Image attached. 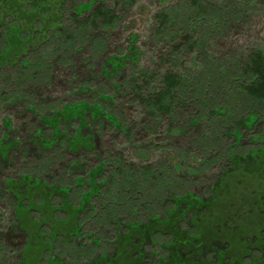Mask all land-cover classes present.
Segmentation results:
<instances>
[{
  "label": "rangeland",
  "instance_id": "374dc122",
  "mask_svg": "<svg viewBox=\"0 0 264 264\" xmlns=\"http://www.w3.org/2000/svg\"><path fill=\"white\" fill-rule=\"evenodd\" d=\"M29 1L0 0V241L6 236L0 264H37L39 259L44 264L51 250L53 260H73L70 254L81 253L77 264H86L87 252L96 250L90 235L111 242L113 230L95 219L102 216L104 205H110L108 193L102 198L104 187L99 186L111 175L112 160L118 157L150 167L157 176L181 179L176 187L166 183L163 194L168 197L186 190L204 194L224 169V154L236 144L246 154L264 149L259 138L264 109L258 105L257 123L251 130L240 128L242 138L235 141L232 133L254 102L215 77H221L223 66H230L245 48L264 47V0H210V6L217 5L224 13L212 14L203 23V30L211 33L203 52L186 49L191 34L182 21L170 27L174 41L166 36L163 45L158 42L153 14L165 1L109 4L115 19L107 28L82 27L68 14H60L78 4L87 9L97 0H50L46 10L35 13ZM178 2L188 10L184 0ZM215 18L222 24L209 29ZM59 27L63 36L56 34ZM169 44L173 70L189 84L184 88L188 93L179 97L175 113L152 118L136 100L132 83H137L142 69L157 72L159 80L168 66L156 59L170 50ZM130 48L139 50L138 60L117 68L115 60L131 56ZM53 51L55 55H49ZM204 54L213 62H204ZM226 79L230 84L237 80L234 74ZM195 88L202 91L198 97L190 93ZM100 160L105 167L98 172L94 168ZM156 182L162 180L158 177ZM112 189L120 194L132 190ZM133 193L143 204L145 194ZM95 194L100 195L91 198L80 214L85 220L79 232L84 248L75 252L70 236L58 234V229L70 226L74 215L70 208ZM15 214L25 232L11 228ZM38 221L41 230L36 234ZM48 243L52 248L43 246ZM103 243L101 248L108 247Z\"/></svg>",
  "mask_w": 264,
  "mask_h": 264
},
{
  "label": "trees",
  "instance_id": "16d2710c",
  "mask_svg": "<svg viewBox=\"0 0 264 264\" xmlns=\"http://www.w3.org/2000/svg\"><path fill=\"white\" fill-rule=\"evenodd\" d=\"M134 1L97 0L95 3L90 2L87 9L82 8L81 5L84 4H78L72 10L63 8L60 14L62 12L68 14L82 27L107 28V25L115 19L114 10L109 4L114 7L126 6ZM164 1L166 3L162 5V8L153 14L155 34L160 35L158 42L163 45L162 39L166 36L174 41L176 38L174 34H170V27H173L177 21H182V27L191 34L186 49H198L203 52L211 33L204 31L202 25L212 14L215 17L223 14L224 9L217 5L210 6V0H184L188 6V10L184 11L178 0H159L161 3ZM29 2L33 5V12L46 10L51 4L50 0H30ZM249 2L252 3L251 0ZM69 4L67 3V6ZM83 11H86L85 17L81 16ZM224 17L225 15L222 18ZM215 20L209 29L217 28L219 23L222 24L220 18ZM57 30L56 34L64 35L60 27ZM54 51L49 55H55ZM138 51L136 48H130L128 52L131 56H127L126 59L117 58L114 62L117 68L120 69L122 64L133 58L138 60L140 54ZM169 51L162 52L158 60L156 59L157 63L168 66L159 80L155 75L157 72L142 69L135 77L137 83H132L133 88L136 89L134 92L136 100L152 118L170 116L175 113L178 103L181 102L179 97L183 93H188L184 88H187L189 84H186L181 74L173 70L175 66L171 56L173 51L171 48ZM211 60L213 62V58ZM211 60L204 54V62H211ZM226 67V65L223 66L221 77L215 74V77L222 82L220 84L230 86L234 90L239 89L238 91L244 95L245 99L254 102L251 104V112L246 117L240 118V122L234 129L236 133H232L235 141L238 142L242 138L240 128L246 126L248 130H251L257 123L258 116L255 113L258 105L259 109H264V47L245 48L232 61V64ZM204 69L207 70L209 67L205 66ZM230 74H234L237 79L235 84H230L226 79ZM156 82L160 85L157 86ZM190 83L193 84V82ZM201 92L200 88H195L190 93L192 97L193 95L198 97V93ZM184 97L188 98V96ZM190 122L192 123L191 120ZM7 124L4 120L2 126L6 127ZM185 127H181L182 132ZM259 138L261 143H264V129ZM237 146L238 144L224 154L222 164L224 169L210 181L204 194L186 190L181 194H172L167 197L163 194L167 189L166 183L176 187L181 179L172 180L157 176L150 167L126 162L121 157L112 160L111 175L104 177L99 186L101 189L104 187V193L103 191L100 193L102 198L107 197L108 193L110 205H104L102 216L100 219H95V222L108 225L109 230H113V240L103 243L98 238L97 240L100 241L98 242L94 239L97 235H90L96 250L89 249L86 264H264V149L246 154V149L237 148ZM100 167H105L103 160H100L94 169L99 172L102 170ZM174 168L178 171L182 170L179 165H174ZM158 177L162 183L156 182ZM117 186L132 190L126 194L116 191L113 193L112 187ZM134 191L142 192L141 195L145 194V198L142 199L143 204L136 202ZM99 195L88 196L83 203V198L80 199L78 206L82 205L83 208L78 206L70 208L74 211V215H70V226L66 228V231H63L64 227L58 229V234L66 232L70 236L69 240L75 252L84 248L80 243L82 233L79 232L85 220L82 222L80 214L85 212L83 209L86 203L89 204L91 198L99 197ZM100 203L98 202L99 205ZM92 208L90 210L97 214V211ZM14 220L16 223H13L11 228H18L25 232L19 224L18 215L15 214ZM35 223L37 226H34V231L37 234L41 230V224L39 221ZM26 232L29 233L27 230ZM108 233L105 234L109 235ZM58 234L55 233V235ZM55 235L51 236L52 241ZM5 237L4 235L1 238L0 250L3 248ZM101 243L108 247L101 248ZM43 246L52 248L53 244L48 243L47 246L44 244ZM53 253L54 251L51 250L44 264H77L78 256L81 255L78 253L77 257H73L70 254L73 260H65L63 257L53 260L52 258L56 257ZM37 264H42L40 259Z\"/></svg>",
  "mask_w": 264,
  "mask_h": 264
}]
</instances>
